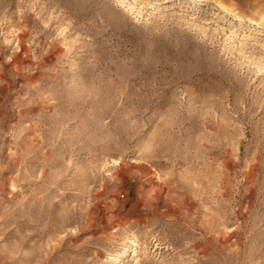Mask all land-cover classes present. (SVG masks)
<instances>
[{
    "label": "rangeland",
    "instance_id": "rangeland-1",
    "mask_svg": "<svg viewBox=\"0 0 264 264\" xmlns=\"http://www.w3.org/2000/svg\"><path fill=\"white\" fill-rule=\"evenodd\" d=\"M0 264H264V0H0Z\"/></svg>",
    "mask_w": 264,
    "mask_h": 264
},
{
    "label": "bare ground",
    "instance_id": "bare-ground-1",
    "mask_svg": "<svg viewBox=\"0 0 264 264\" xmlns=\"http://www.w3.org/2000/svg\"><path fill=\"white\" fill-rule=\"evenodd\" d=\"M145 169H146V168H145ZM145 169H144V170H145ZM146 170H148V169H146ZM148 173H150V172L148 171ZM143 174H144V173H143ZM123 177H124V176H123Z\"/></svg>",
    "mask_w": 264,
    "mask_h": 264
}]
</instances>
